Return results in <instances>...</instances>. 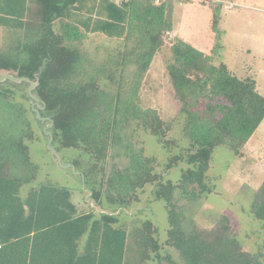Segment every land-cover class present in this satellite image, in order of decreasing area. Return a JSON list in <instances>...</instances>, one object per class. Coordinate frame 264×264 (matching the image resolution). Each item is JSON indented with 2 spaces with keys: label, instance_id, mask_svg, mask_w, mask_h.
<instances>
[{
  "label": "trees",
  "instance_id": "1",
  "mask_svg": "<svg viewBox=\"0 0 264 264\" xmlns=\"http://www.w3.org/2000/svg\"><path fill=\"white\" fill-rule=\"evenodd\" d=\"M172 9L173 0H0V28L9 32L0 45V70L34 79L40 69L34 94L45 105L41 115L52 120V144L89 156L81 170L78 160L72 164L96 205L105 199L108 205L128 206L138 200V189L154 185L153 197L163 200L167 211L164 242L177 251L180 263L161 254L150 219L128 227L117 224L113 213L78 210L64 186L26 187L38 172L25 143L33 131L26 105L16 100L24 85L8 82L0 83V264H150L154 259L157 264H264V237L256 251H248L227 215L201 227L174 201L176 190L189 200L213 191L207 170L214 148L224 145L242 155L264 119V96L254 77L237 76L225 62L174 34ZM217 23L214 16L213 28ZM91 34L116 43L100 62L81 47ZM157 53L163 55L182 114L181 133L191 147L167 156L166 170L187 165L176 183L163 180L155 172V157L133 142L135 125L163 148L174 142L167 136L173 121L140 104L142 82ZM128 65L134 69L125 86ZM21 97L29 99L24 91ZM121 156L124 165L116 161ZM249 212L264 225V178Z\"/></svg>",
  "mask_w": 264,
  "mask_h": 264
},
{
  "label": "rangeland",
  "instance_id": "2",
  "mask_svg": "<svg viewBox=\"0 0 264 264\" xmlns=\"http://www.w3.org/2000/svg\"><path fill=\"white\" fill-rule=\"evenodd\" d=\"M214 16H218V23L213 28ZM172 26L174 34L199 51L213 54L215 62H225L237 76L254 77L257 90L264 96V0H173ZM219 32L220 37L217 38ZM8 35L6 29L0 28L1 46L6 43ZM115 45V40L101 34H91L81 43L82 49L88 51L96 62L106 59ZM133 69V65H128L123 72L125 86L132 78ZM105 83L102 81L101 85ZM26 90L27 85L17 89L16 100H22L28 109L26 116L34 138L25 143L31 161L38 165L36 178L26 187L42 183L64 186L70 190L71 201L78 210L93 209L95 214L102 210L113 213L118 217L117 224L128 227L150 219L157 229L156 237L162 245L161 254L168 253L180 263L177 251L164 242L168 229L167 211L165 202L153 197L154 185L146 184L138 189V200L131 201L128 206L118 208L108 205L105 199L101 206L96 205L85 189L87 187H84L79 171L88 165L89 156L82 150L56 144H52L56 155L47 148L48 138L44 129L48 122L41 123L38 115L31 110L32 101L22 99L21 93ZM139 98L142 107L155 108L163 120L173 121L167 136L174 142L169 148H163L156 136L136 125L132 127L133 142L146 155L155 157V172L161 174L163 180L169 179L176 183L180 170L187 165L178 163L166 170L167 156L171 153H185L191 147L181 133L182 114L172 98V88L161 53H157L150 64ZM72 160L80 162L79 170L72 168ZM116 161L120 165L126 163L123 156ZM207 175L213 186L211 193H202L197 200H189L176 190L175 203L183 209L185 217L193 218L201 227H211L220 214L227 215L243 249L256 251L264 237V225L252 217L249 207L254 191L264 178V119L242 148L241 156H235L224 145L216 146L211 154ZM150 264H157V261L154 259Z\"/></svg>",
  "mask_w": 264,
  "mask_h": 264
},
{
  "label": "water",
  "instance_id": "3",
  "mask_svg": "<svg viewBox=\"0 0 264 264\" xmlns=\"http://www.w3.org/2000/svg\"><path fill=\"white\" fill-rule=\"evenodd\" d=\"M39 71H40V69L34 74V76H35L34 79H30L27 76H17L15 73H13L11 71H1L0 70V83L5 84L8 82H11L15 85H27L26 93H27V96L29 97V99L32 101L31 102V110L34 111L38 115L41 123H45L46 121L48 122V125L45 127L46 129H44L45 133L47 135V138H48L47 148L54 155H56V150L52 146V135L49 132V129L52 127V120L49 116L41 115L40 110L44 109L45 105L34 94L35 87L38 84V73H39ZM71 166L73 169H75V166L73 164H71ZM81 176H82V180H83V174L82 173H81ZM85 189L88 190L89 194L91 195V191L87 188H85ZM94 203H95V200H94ZM100 213H110V212L102 210V211H100Z\"/></svg>",
  "mask_w": 264,
  "mask_h": 264
},
{
  "label": "built area",
  "instance_id": "4",
  "mask_svg": "<svg viewBox=\"0 0 264 264\" xmlns=\"http://www.w3.org/2000/svg\"><path fill=\"white\" fill-rule=\"evenodd\" d=\"M155 2H160V1H162V0H154Z\"/></svg>",
  "mask_w": 264,
  "mask_h": 264
}]
</instances>
